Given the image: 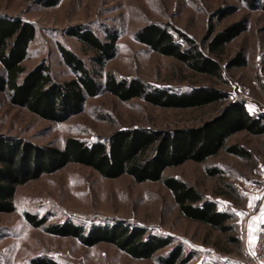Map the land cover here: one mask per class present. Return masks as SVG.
<instances>
[{"label":"rangeland","instance_id":"rangeland-1","mask_svg":"<svg viewBox=\"0 0 264 264\" xmlns=\"http://www.w3.org/2000/svg\"><path fill=\"white\" fill-rule=\"evenodd\" d=\"M229 5L234 11L219 18L218 11ZM0 14L20 16L35 25L36 34L23 64L30 69L45 62L57 80L75 75L64 63L58 43L87 57L79 39L68 33L70 27L81 25L93 29L100 38L110 29L118 33L116 55L105 63L103 74L109 70L117 78L138 77L175 90L214 86L227 94L219 103L178 108L157 106L139 97L122 101L102 91L88 97L81 111L54 121L12 103L7 91L0 90V134L62 146L69 136L90 142L132 126L199 125L234 100L244 101L253 114L264 113V8L240 0H59L54 5L38 0H0ZM242 17L248 18L247 29L229 41L218 58L221 77L193 71L134 37L150 22L169 23L201 44L203 38ZM239 52L245 54L246 64L229 65ZM4 73L0 63V74ZM227 142L246 146L252 155L221 150L204 161L186 160L169 166L164 174L196 185L217 202L219 209L232 213L234 225L229 232L185 216L160 180L136 182L127 174L104 177L88 165L71 162L16 187L15 209L0 211V264H31V258L38 255L65 264H161L156 256L177 245H182L183 253H193L187 264H249L260 221L251 238L248 220L264 199V133L239 130ZM211 166L219 169L215 175L207 172L206 167ZM24 210L46 215L48 222L67 218L86 225L124 221L173 240L152 257L136 258L110 241L86 245L71 235L46 232L30 224ZM230 235L236 240L229 239Z\"/></svg>","mask_w":264,"mask_h":264},{"label":"trees","instance_id":"trees-1","mask_svg":"<svg viewBox=\"0 0 264 264\" xmlns=\"http://www.w3.org/2000/svg\"><path fill=\"white\" fill-rule=\"evenodd\" d=\"M254 8H264V0H240ZM54 5L59 0H38ZM234 11L229 5L218 11L223 18ZM248 27V18L230 22L213 35L203 38L201 44L192 36L172 24L150 22L138 29L134 37L158 53L171 55L193 71L221 77L222 65L218 61L226 44ZM68 33L77 37L87 57L58 43L64 63L75 75L57 80L49 66L40 62L27 69L23 64L29 53V43L36 34L35 25L22 17L0 14V63L5 73L0 74V90H6L14 104L51 120L60 121L82 110L88 97L108 91L125 101L139 97L162 107H201L222 102L227 94L214 86H193L188 90L155 86L138 77L117 78L111 71L101 73L105 63L117 52L118 33L107 30L100 38L93 29L74 25ZM204 46V47H203ZM246 64L243 52L237 53L229 65ZM264 133V113H251L242 100L230 101L213 117L199 125L152 128L132 126L120 128L105 138L85 141L69 136L62 146L53 142L37 144L16 136L0 134V211L15 209L14 194L19 184L26 183L43 173H52L74 162L88 165L104 177L131 176L136 182L160 180L167 186L187 217L227 233L233 228L232 213L218 208L217 202L196 185L164 171L186 160L204 161L221 150L249 157L251 151L244 145L228 143L236 131ZM210 175L218 167H206ZM24 218L46 232L71 235L81 243L92 245L110 241L133 257H152L155 252L170 244L171 236L149 232L146 227L116 221L108 224L86 225L67 218L48 222L46 215L39 216L24 210ZM229 239H235L233 235ZM193 253H183L177 245L167 254L156 256L161 264H187ZM31 264H65L45 255L31 258ZM208 264V263H205Z\"/></svg>","mask_w":264,"mask_h":264},{"label":"built area","instance_id":"built-area-1","mask_svg":"<svg viewBox=\"0 0 264 264\" xmlns=\"http://www.w3.org/2000/svg\"><path fill=\"white\" fill-rule=\"evenodd\" d=\"M243 239L246 240V230H243ZM249 264H264V219L260 223L252 251L248 255Z\"/></svg>","mask_w":264,"mask_h":264},{"label":"crops","instance_id":"crops-1","mask_svg":"<svg viewBox=\"0 0 264 264\" xmlns=\"http://www.w3.org/2000/svg\"><path fill=\"white\" fill-rule=\"evenodd\" d=\"M264 219V199L262 200L260 206H259V209L256 210L254 213L250 214V217H249V220H248V228H250L251 230V235L253 238V235H254V232L252 231H255L257 229V222L261 221ZM260 223H259V228H260ZM257 233H258V230H257Z\"/></svg>","mask_w":264,"mask_h":264}]
</instances>
